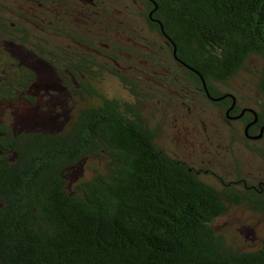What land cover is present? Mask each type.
Here are the masks:
<instances>
[{
    "label": "trees",
    "instance_id": "1",
    "mask_svg": "<svg viewBox=\"0 0 264 264\" xmlns=\"http://www.w3.org/2000/svg\"><path fill=\"white\" fill-rule=\"evenodd\" d=\"M81 1L86 9L71 0H0V103L29 105L15 122L0 118V264H264V235L252 248L232 246L215 224L236 206L264 214V185L204 180L158 143L137 102L104 98L93 66L131 92L144 86L127 77L117 49L95 47L73 24L87 15L98 29L109 1ZM132 1L154 41L121 50L165 67L162 79L196 85L253 140L263 112L240 108L228 89L256 55L254 85L264 95V0ZM57 82L68 106L57 101ZM64 109L69 116L55 128ZM80 164L93 172L72 180Z\"/></svg>",
    "mask_w": 264,
    "mask_h": 264
},
{
    "label": "rangeland",
    "instance_id": "2",
    "mask_svg": "<svg viewBox=\"0 0 264 264\" xmlns=\"http://www.w3.org/2000/svg\"><path fill=\"white\" fill-rule=\"evenodd\" d=\"M108 1L111 11L98 29L90 25L87 15L82 20L73 17V24L75 23V27L82 32L84 28L87 29L84 35L94 41L95 47L117 49L122 59L127 60L128 66L123 71L127 77L133 76L134 80L137 79L144 86L137 88L133 93L138 95L136 96L138 107L150 124L156 127L158 143L172 155L186 160L197 168L204 180L216 186L228 181L235 182L239 186L264 185V136L246 140L243 121L225 117L224 108L202 96L196 85L162 79L160 75L164 76L165 67H161V71L159 67L153 69L148 59L144 60L136 53L121 50L119 46L125 49L137 46L140 50L143 48L142 44L146 46L141 39L146 40V43H153L154 38L150 33L143 31L141 18L138 15L143 9L141 4L132 0ZM71 2L72 7L87 8L85 2L81 0H71ZM144 64L147 69H140L139 67ZM247 67L232 80V87L228 89L219 86V88L222 91L228 89L236 94L237 105L240 108L251 107L257 112L262 111L264 118V95L254 85L257 74L262 69V59L250 55L247 59ZM57 84V91L63 93L62 87L58 82ZM120 85V83L113 85V90L118 89ZM31 92L38 96L40 88L32 87ZM22 101L0 103V118L7 123L12 120L15 122L21 113L27 112L25 107H29ZM57 101L68 106L67 94L63 93ZM39 104H43L42 100ZM37 109L38 105L34 110ZM69 111L63 110V119L55 122V128L64 123ZM255 132L257 133L258 129ZM79 166L72 180H76L79 176H89L93 172L92 166L83 164ZM239 186L237 187L240 189ZM215 224L227 234L232 246L252 248L264 235V214L253 211L247 205L231 208L228 213L217 217Z\"/></svg>",
    "mask_w": 264,
    "mask_h": 264
},
{
    "label": "clouds",
    "instance_id": "3",
    "mask_svg": "<svg viewBox=\"0 0 264 264\" xmlns=\"http://www.w3.org/2000/svg\"><path fill=\"white\" fill-rule=\"evenodd\" d=\"M92 71L100 74V81L102 82V95L107 101H118L122 105L127 104L130 106L136 104V95L127 88L123 87L122 83L118 89L113 90V85L120 83L119 76L98 66H93ZM82 103L84 105H88L90 103L87 95H85Z\"/></svg>",
    "mask_w": 264,
    "mask_h": 264
},
{
    "label": "water",
    "instance_id": "4",
    "mask_svg": "<svg viewBox=\"0 0 264 264\" xmlns=\"http://www.w3.org/2000/svg\"><path fill=\"white\" fill-rule=\"evenodd\" d=\"M227 114H228V113H227ZM228 116H229V115H228ZM255 120H256V115H255V118L253 119V121H255ZM253 121H252V122H253ZM247 126H248V125H247ZM263 128H264V125L261 126L259 132H258L257 134H255V135H253L252 137H254V138L259 137V136L262 134V130H263Z\"/></svg>",
    "mask_w": 264,
    "mask_h": 264
},
{
    "label": "flooded vegetation",
    "instance_id": "5",
    "mask_svg": "<svg viewBox=\"0 0 264 264\" xmlns=\"http://www.w3.org/2000/svg\"><path fill=\"white\" fill-rule=\"evenodd\" d=\"M248 137L251 138L250 135H248Z\"/></svg>",
    "mask_w": 264,
    "mask_h": 264
},
{
    "label": "bare ground",
    "instance_id": "6",
    "mask_svg": "<svg viewBox=\"0 0 264 264\" xmlns=\"http://www.w3.org/2000/svg\"><path fill=\"white\" fill-rule=\"evenodd\" d=\"M250 123H252V122H250Z\"/></svg>",
    "mask_w": 264,
    "mask_h": 264
}]
</instances>
